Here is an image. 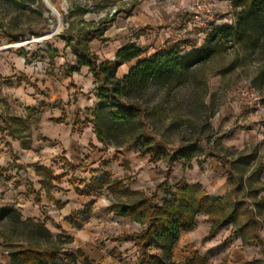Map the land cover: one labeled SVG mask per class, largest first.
I'll return each mask as SVG.
<instances>
[{
  "label": "rangeland",
  "instance_id": "obj_1",
  "mask_svg": "<svg viewBox=\"0 0 264 264\" xmlns=\"http://www.w3.org/2000/svg\"><path fill=\"white\" fill-rule=\"evenodd\" d=\"M193 1L189 0L180 31L188 39L202 40L204 30L193 19ZM215 1L216 19L229 18L226 0ZM114 9L117 12L111 16ZM130 9L126 0H0V209H14L22 220L37 219L51 233L49 238L9 215L0 221V253L10 258L18 247L47 248L60 236L57 264H137L141 252L136 241L121 238L138 234L146 226L114 216L111 204L130 206L139 199L137 193L161 207L173 199L182 181L201 186L211 199L222 198L229 185L226 167L213 156L219 154L234 162L256 157L247 166L237 194L245 204L233 224L213 235L208 217L197 215L194 225L180 234L172 251L173 262L203 259L208 264H264V245L253 239L254 226L245 235L239 231L250 219L247 211L252 210L261 223L259 233L264 240V206L260 204L264 196V82H256L264 58L257 51L228 50L200 65L192 80L179 89L167 92L153 86L139 98L145 107L162 110L150 118L151 129L159 138L173 148L191 144L199 152L173 166L163 190H158L168 172L163 159L151 163L132 144L115 147L100 143L97 147L83 143L90 141L86 134L66 135L68 128L62 124L68 127L66 118L75 111L73 106H78L75 95L79 93L73 95L72 86L66 91L65 69L72 57L62 38L71 29L77 32L90 29V24L110 23L121 13L128 15ZM9 36L19 40L13 42ZM244 89L261 97V108L244 103L239 95ZM84 97L89 100L87 94ZM95 107L81 111L87 122ZM62 119L65 123H57ZM71 147L80 150L75 168L70 162L76 161L67 151L72 152ZM37 165L57 181L46 172L38 175ZM235 172L240 178V171ZM93 180L121 185L110 193L107 185L97 183L89 196L84 195ZM149 252L152 257L159 256L162 247L152 245Z\"/></svg>",
  "mask_w": 264,
  "mask_h": 264
},
{
  "label": "trees",
  "instance_id": "obj_2",
  "mask_svg": "<svg viewBox=\"0 0 264 264\" xmlns=\"http://www.w3.org/2000/svg\"><path fill=\"white\" fill-rule=\"evenodd\" d=\"M232 7L234 12L232 25L213 29L199 50L186 53L179 46H171L166 53H155L137 62L122 79L116 76L118 68L138 59L143 51L130 44L117 52L114 61H101L95 53L91 52L89 43L93 40H103L108 21L101 22L97 27L90 24V29H80L77 32L71 29L67 36L62 38L65 48L71 50L77 62L76 67L67 69L66 76L70 77L78 72L79 68L87 67L94 78L98 104L91 116L96 138L104 146L135 145L141 149L143 155L149 157L151 163L163 159L168 172L158 190L165 189L176 163L193 159L199 155V152L191 144H181L173 148L167 141L159 138L151 129L150 118L156 114L160 115L162 110L158 107L152 109L145 107L139 102V98L153 86H160L167 92L179 89L192 80L193 74L200 65L223 55L228 50L240 48L252 54L257 51L264 58V0H236ZM9 37H12L13 42L19 40L17 36ZM229 70L230 68L225 71ZM256 82H264V62ZM80 113L79 110L75 115L73 133L75 128L87 123V120H81ZM57 123H65V119L58 120ZM204 150L212 152L213 149L204 148ZM213 156L226 167L228 174L229 191L222 198L211 199L201 186L182 181L174 192L173 199L166 201L161 207L154 204L147 196L137 193L134 194L138 195L139 199L130 206L111 204L114 216L130 218L146 226L138 234L121 238V241H129L130 238L136 241V246L141 252L137 264H176L173 262L172 251L180 234L194 225L196 216L199 214H205L208 217L211 223V235L238 219L245 202L239 200L237 194L242 188V178L248 171L247 166L256 157H242L234 162L219 154ZM241 162H244L243 166L240 165ZM237 170L241 173L240 178L235 172ZM36 172L38 175L46 172L48 178L57 181L53 174L44 168L36 167ZM97 183L101 186L107 185L110 193L115 192V187L121 185L118 182L112 184L93 180L84 195L89 196L93 185ZM49 185L52 187V184ZM155 198L156 195L153 196V199ZM260 204L264 206V196ZM233 205L235 208L232 210ZM247 213L250 219L240 228V233L245 235V231L254 226L256 232L253 239L264 245V240L259 233L260 221L252 210H248ZM9 215H13L24 226L43 232L51 238V233L44 223H36L31 219L22 220L21 215L11 208L0 209V221ZM152 245L162 247V253L159 256L150 255L149 249ZM60 252L61 237L58 236L47 248L32 245L16 248V251L10 254L9 264H57ZM79 253L84 256L81 251ZM187 264L208 263L203 259H195Z\"/></svg>",
  "mask_w": 264,
  "mask_h": 264
},
{
  "label": "crops",
  "instance_id": "obj_3",
  "mask_svg": "<svg viewBox=\"0 0 264 264\" xmlns=\"http://www.w3.org/2000/svg\"><path fill=\"white\" fill-rule=\"evenodd\" d=\"M234 1L236 0H226L224 3V7L230 8V14L232 15L234 14L232 7ZM126 2L127 6L131 8L128 11L129 14H119L116 19L107 25L103 40H93L89 43L91 52L95 53L101 61H114L117 52L130 44L137 46L143 51V54L138 59L118 68L116 76L119 79L127 76L137 62L144 60L155 53H166L171 46H179L187 53L197 51L203 45V40L194 37V35L192 36L194 39H188L180 31V25L187 15L186 12L190 4L189 0H126ZM184 24L186 25V23ZM66 53H69L72 57V61L69 64L70 66L68 65L65 69L67 71L68 68L76 67L77 62L69 48L66 49ZM64 84L66 86V91L69 86H72L74 88L73 95L79 93L75 95L78 100V106H73L75 107V111L71 117L66 118V124L68 127L62 124L64 128H68V133H66V135L69 134L75 136V134H77V136L80 137L82 134L83 137V135L85 136L86 134L90 138V141L85 138L86 140L83 143H92L97 147H100V142L94 134L92 117L87 116V119L91 118V121H88L85 125L80 127V129L77 127L75 133L72 132L77 112L79 110L83 111L85 109H92L97 103L96 96L92 94L94 89V78L89 73V69L87 67L79 68L78 72L73 73L70 77L66 76L64 78ZM84 94L88 95V101L85 99ZM69 103L70 101L68 97L67 104ZM80 116L81 120L84 121L85 119L82 117L81 113ZM74 143H76V141H74ZM85 144L82 145L83 148L86 147ZM71 149L72 152L69 150L67 151L69 156L70 153H72L73 159L77 163L70 162V165L75 168V166L78 165V156H76V154L77 152L79 153L80 150L77 147V152H75L74 147H71ZM262 166L264 167V162ZM37 167L42 166L37 165ZM42 188L44 187L41 186V190ZM27 219L33 220L31 217L24 218V220ZM34 221L36 223H43L39 222L37 219H34ZM184 235L186 234L184 233ZM9 262L10 258L0 253V264H9Z\"/></svg>",
  "mask_w": 264,
  "mask_h": 264
},
{
  "label": "built area",
  "instance_id": "obj_4",
  "mask_svg": "<svg viewBox=\"0 0 264 264\" xmlns=\"http://www.w3.org/2000/svg\"><path fill=\"white\" fill-rule=\"evenodd\" d=\"M218 4L215 0H194L192 11L194 15V20L198 24V28L202 27L204 33H202V40H205L209 36L213 29L217 27H222L225 25H232L234 17L232 14L229 18L216 19V10ZM117 11L114 9L110 13L112 16ZM240 97L244 103L250 108H261V97L252 89H244L240 91Z\"/></svg>",
  "mask_w": 264,
  "mask_h": 264
}]
</instances>
